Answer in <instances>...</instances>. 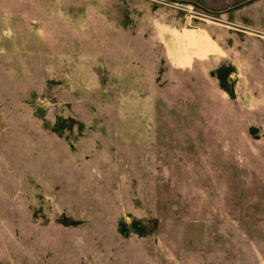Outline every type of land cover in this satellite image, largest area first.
<instances>
[{
  "label": "rangeland",
  "instance_id": "obj_1",
  "mask_svg": "<svg viewBox=\"0 0 264 264\" xmlns=\"http://www.w3.org/2000/svg\"><path fill=\"white\" fill-rule=\"evenodd\" d=\"M218 1L0 0V264H264V0Z\"/></svg>",
  "mask_w": 264,
  "mask_h": 264
},
{
  "label": "crops",
  "instance_id": "obj_2",
  "mask_svg": "<svg viewBox=\"0 0 264 264\" xmlns=\"http://www.w3.org/2000/svg\"><path fill=\"white\" fill-rule=\"evenodd\" d=\"M179 1H181V2H184V3H196V1L197 0H179ZM204 3H205V5L207 6V7H209V9L210 8H212L213 7V9L214 8H217L218 9V11L219 12H221L222 13V15H227V16H230V12L229 11H227V5H225V4H222L220 1H218V0H202ZM217 5V6H216ZM190 6V5H189ZM189 6H187L186 7V9L189 7ZM252 15L253 16H256V18H255V20H256V23H254V24H251V27L253 26V27H258V28H260V29H263L264 30V17H263V15H264V13H262V15H261V11H258V13H257V15H259V16H257V15H255L253 12H252ZM251 15V16H252ZM234 19V18H233ZM236 22H240V23H242V24H245V25H249L250 26V24H248V23H246V22H242V21H238V20H236V19H234ZM254 39H256L255 37H254ZM246 56H249V57H251V58H257V56L259 57V56H264V53H252V52H250L249 54H246V53H242L241 54V57L242 58H245ZM241 59V58H240ZM243 61V60H242ZM251 61H253V60H251ZM258 61V60H257ZM257 61H255V62H257ZM254 62V61H253Z\"/></svg>",
  "mask_w": 264,
  "mask_h": 264
}]
</instances>
